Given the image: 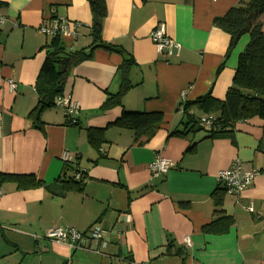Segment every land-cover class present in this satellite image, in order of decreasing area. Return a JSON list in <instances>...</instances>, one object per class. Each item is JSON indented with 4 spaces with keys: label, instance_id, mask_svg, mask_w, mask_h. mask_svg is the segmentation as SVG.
<instances>
[{
    "label": "crops",
    "instance_id": "obj_1",
    "mask_svg": "<svg viewBox=\"0 0 264 264\" xmlns=\"http://www.w3.org/2000/svg\"><path fill=\"white\" fill-rule=\"evenodd\" d=\"M242 0H106L103 48L72 69L67 92L80 107L76 125L64 109L53 107L33 126L30 114L39 102L35 83L51 37L39 33L54 19L78 25L76 39L62 38L72 50L93 45V16L88 0H0V172L35 175L45 185L64 172V153L74 156L66 176L85 173L81 192L50 195L45 187L0 188V264H264L263 121L239 122L229 135L210 137L198 121L217 111L181 108L211 94L224 101L232 86L239 55L248 38L230 52L231 37L215 25ZM264 28V15L261 18ZM180 45L178 56L162 57L151 40L159 24ZM132 57V88L122 106L102 109L122 85L120 66ZM17 88L10 90L8 81ZM123 112L161 113L150 139L116 125ZM194 126V127H193ZM90 129H104L96 150ZM158 156L175 164L165 177L151 178L149 164ZM235 160L258 170L240 196L222 192L218 174ZM73 166V167H72ZM223 188V187H222ZM223 194L216 207L214 194ZM252 206L254 211L248 208ZM222 214L235 220L225 234L202 228ZM121 220L120 225H116ZM95 225L115 228L104 254L72 250L47 240L54 228L86 232ZM189 238L190 245L185 243Z\"/></svg>",
    "mask_w": 264,
    "mask_h": 264
},
{
    "label": "trees",
    "instance_id": "obj_2",
    "mask_svg": "<svg viewBox=\"0 0 264 264\" xmlns=\"http://www.w3.org/2000/svg\"><path fill=\"white\" fill-rule=\"evenodd\" d=\"M93 16L90 33L93 45L89 49L72 50L68 48L59 36L52 37L47 45L46 56L40 73L35 83V90L39 102L30 114L33 126L40 129L42 126L41 115L48 109L56 107L58 97L67 92L68 80L72 69L92 58V53L98 48L123 55L124 51L116 46L107 45L102 41L103 22L107 16L106 0H88ZM3 6L0 3V7ZM264 15V0H242L231 8L224 16L215 20V25L228 33L231 43L230 53L240 42L243 36H249V42L244 51L239 55L235 77L224 101H215L211 94L198 98L195 102L187 103L184 114L189 120V125L197 124L194 116L188 109L195 106L200 110L217 111L214 125L205 129L210 137H223L229 135L233 127L239 122H246L253 118L263 121L264 144V31L261 21ZM134 59L129 57L120 66L122 85L117 95L109 98L102 109L122 106L123 97L132 88L129 81V71L134 65ZM209 110V111H210ZM164 119L161 113H132L123 112L116 125L135 130L136 136L146 135L149 139L160 128ZM199 122V121H198ZM72 124V123H69ZM72 125H76L73 123ZM193 126V127H194ZM104 129H90L88 141L96 150H100L104 143ZM73 167V166H72ZM71 165L65 164L64 172L59 179L45 185L35 175L7 174L0 172V188L3 184L14 183L19 190H28L45 187L52 196L65 197L72 192H81L86 183L85 173L83 179L77 180L74 170L73 176H66ZM222 192L226 190L219 187ZM217 208L223 204V194H214ZM218 218L202 228L205 234L222 235L228 233L235 225L231 216L222 214L221 210L215 212Z\"/></svg>",
    "mask_w": 264,
    "mask_h": 264
},
{
    "label": "built area",
    "instance_id": "obj_3",
    "mask_svg": "<svg viewBox=\"0 0 264 264\" xmlns=\"http://www.w3.org/2000/svg\"><path fill=\"white\" fill-rule=\"evenodd\" d=\"M6 19L0 15V26L5 23ZM39 33L47 37H61L76 39L79 35L78 25L67 20L54 19L48 24H43L38 29ZM151 40L156 45L159 54L166 58L178 56L180 53V45L167 35L165 24H159L151 34ZM10 90L15 91L17 86L12 81H8ZM56 107L64 109L68 123H76L77 116L80 113V107L76 101L72 99L71 94L65 93L57 98ZM183 111V108H181ZM214 118L205 116L199 119V123L206 129H211L214 125ZM65 164H73L74 156L66 152L62 157ZM175 167V164L161 156L156 157L148 166L151 178L158 179L165 177L168 172ZM258 170H247L243 163L235 160L230 168L222 170L218 174L220 185L226 190V193L233 196H240L249 189L255 179L259 176ZM77 180L83 179L82 171L79 170L75 174ZM250 212L254 209L252 206L248 208ZM121 220H117L116 225H120ZM112 234L122 236L123 231L112 228L110 230L102 229L95 225L86 232H80L74 228H54L50 230L46 238L47 240L59 244H66L72 250H83L95 254H104L111 243ZM185 243L190 245L189 238H185Z\"/></svg>",
    "mask_w": 264,
    "mask_h": 264
},
{
    "label": "rangeland",
    "instance_id": "obj_4",
    "mask_svg": "<svg viewBox=\"0 0 264 264\" xmlns=\"http://www.w3.org/2000/svg\"><path fill=\"white\" fill-rule=\"evenodd\" d=\"M263 31H264V28H263ZM243 37H244V38L241 40V42H243V40L246 39V38H248V42H249V36H248V35H247V36H243ZM248 42H247V43H248ZM246 45H247V44H246ZM235 71H236V70H235ZM209 115H210V116H209L210 118H214V119L216 118L215 116H213L214 114H209ZM201 118H202V117H201Z\"/></svg>",
    "mask_w": 264,
    "mask_h": 264
}]
</instances>
